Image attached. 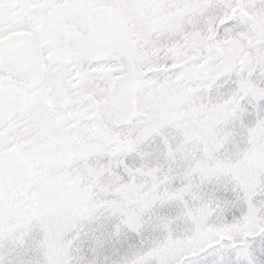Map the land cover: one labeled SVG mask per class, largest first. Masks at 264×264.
I'll return each instance as SVG.
<instances>
[{
	"label": "snow or ice",
	"instance_id": "obj_1",
	"mask_svg": "<svg viewBox=\"0 0 264 264\" xmlns=\"http://www.w3.org/2000/svg\"><path fill=\"white\" fill-rule=\"evenodd\" d=\"M0 264H264V0H0Z\"/></svg>",
	"mask_w": 264,
	"mask_h": 264
}]
</instances>
